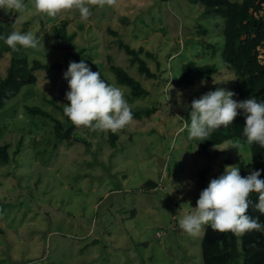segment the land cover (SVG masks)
Segmentation results:
<instances>
[{
	"label": "rangeland",
	"instance_id": "374dc122",
	"mask_svg": "<svg viewBox=\"0 0 264 264\" xmlns=\"http://www.w3.org/2000/svg\"><path fill=\"white\" fill-rule=\"evenodd\" d=\"M24 3L18 13L1 9L0 18L12 22L10 33L32 31L40 41L24 49L30 65L66 61V53L53 47V27L65 19L76 47L92 58L87 62L92 71L122 87L132 110H157L113 132L115 146L110 130L77 125L73 132L89 144L59 143L54 123L29 114L26 105L67 123L51 103H69L64 71L36 70L40 82L24 85L0 111V143L11 155L8 163H0V264H204L207 225L195 235L184 232L178 223L181 211L196 206L200 191L227 166V156L230 165L239 168L243 161L244 170H252L246 141L212 146L210 151L219 153L208 159L185 129L186 106L193 99L216 88L234 90L236 76L221 57L223 18L203 14L199 0H112L102 7L84 0L91 12L87 20L75 8L49 17L38 13L32 0ZM119 42L153 53L156 58L147 63L160 78L139 74ZM0 50L2 78L11 53L1 43ZM258 50L264 64V45ZM108 55L140 80L148 96L133 98L129 88L116 83ZM189 61L214 64L216 72L192 87H178L171 80Z\"/></svg>",
	"mask_w": 264,
	"mask_h": 264
},
{
	"label": "trees",
	"instance_id": "16d2710c",
	"mask_svg": "<svg viewBox=\"0 0 264 264\" xmlns=\"http://www.w3.org/2000/svg\"><path fill=\"white\" fill-rule=\"evenodd\" d=\"M199 1L203 5V14H215L221 16L224 20L222 29L224 46L221 57L226 68L236 76V84L233 90L236 96L234 98L242 101L249 97L264 100V64L258 58V48L264 45V0ZM11 29L12 22L3 21L0 18V34L6 37L10 34ZM53 31L56 38L53 47L66 53L64 63H43L34 60L30 65L24 48L18 45L19 51L14 52L0 40L3 51L11 53L6 75L0 78V111L7 102L20 92L24 85L40 82V79L35 75L36 70L48 69L65 72L70 61L79 62L81 59L85 60L86 63L92 61L91 57H86L83 48L80 50L74 44L75 35L69 33V22L67 20L64 19L60 25H55ZM112 33L114 32L112 31ZM117 46L129 56L130 63L136 65L139 74L147 79L160 78V75L152 71L147 63V58L155 57L153 53L145 51L142 47L138 49L131 48L124 42H119ZM107 59L110 61V69L118 85L129 88L130 95L133 98L148 96L149 91L139 79L123 67L114 65L111 62L110 55ZM215 72L216 67L214 64L196 65L193 61H189L182 64L180 75L171 82L178 87L189 88L199 81L212 78ZM68 90L66 88L65 92ZM51 103L55 109L64 114L63 107L56 101L51 100ZM26 110L33 116L38 115L50 119L54 123L55 136L57 141H60L59 143L67 141L71 145L75 141H80L86 145L89 144L85 138L73 132L76 125L65 114L67 123L62 122L54 114L38 106L26 105ZM156 110L157 108L152 106L132 110L133 118L142 121L145 118H150ZM244 123L243 116L238 115L229 126L220 127L213 131L208 137L209 140L195 139L199 153L208 157V159H212L219 153V151H210L212 146L222 145L225 141L231 139H240L247 142L242 134ZM111 137V144L115 146L117 136L112 131ZM249 147L252 157V170L264 169V147H261L258 143L249 144ZM10 160L11 155L8 152V145L0 143V163H8ZM231 162L232 158L227 156L223 166H228ZM239 168L241 176L249 174L244 170L243 161L240 162ZM260 179H264V172L261 173ZM148 184L155 185L152 181ZM257 197L258 194L252 193L249 198L255 202ZM0 213H2V206L0 207ZM247 214L253 218L258 217L260 223L264 224V215H261L255 209L254 203L250 205ZM202 257L204 264H240V262L241 264H264V231L251 230L237 235L231 231L213 230L207 225L202 240Z\"/></svg>",
	"mask_w": 264,
	"mask_h": 264
},
{
	"label": "clouds",
	"instance_id": "9594fccd",
	"mask_svg": "<svg viewBox=\"0 0 264 264\" xmlns=\"http://www.w3.org/2000/svg\"><path fill=\"white\" fill-rule=\"evenodd\" d=\"M92 2L102 7L112 0ZM32 3L38 13L49 17L72 8L79 11L82 20H87L91 15L84 0H32ZM25 7L24 0H0V9L5 12L18 13ZM0 40L14 52L19 51L18 45L24 49H34L40 43L32 31L13 30L6 37L0 34ZM63 78L69 89L65 93L69 103L63 104V112L73 124L116 132L132 121V107L125 99L122 87L110 85L101 79V73L92 71L85 60L70 61ZM235 96L233 91L216 88L193 99L186 106L189 115L185 129L189 138L209 140L213 131L229 126L241 115L245 121L242 134L247 142L264 147V100L249 97L238 101L234 99ZM232 147L237 149V146ZM262 172L264 169L250 170L249 174L241 176L237 166H225L223 172L200 191L196 206L190 205V211H181L179 227L190 235L200 232L204 225L237 235L251 230L264 231V224L260 223L259 218L247 214L254 203L255 209L264 215V179H260ZM252 193L258 194L255 202L249 198Z\"/></svg>",
	"mask_w": 264,
	"mask_h": 264
}]
</instances>
